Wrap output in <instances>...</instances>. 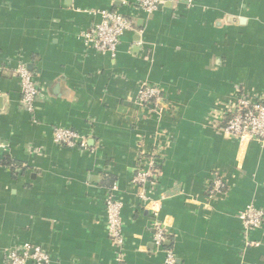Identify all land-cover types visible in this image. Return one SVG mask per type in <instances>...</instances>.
I'll return each mask as SVG.
<instances>
[{
    "label": "crops",
    "instance_id": "obj_1",
    "mask_svg": "<svg viewBox=\"0 0 264 264\" xmlns=\"http://www.w3.org/2000/svg\"><path fill=\"white\" fill-rule=\"evenodd\" d=\"M137 1L0 0V140L8 145L0 152V264L26 244L52 264H165L132 185L139 160L155 155L153 192L176 264H264V225L249 246L238 218L249 205L264 208V145L218 128L240 94L264 96V0H200L191 10L167 0L154 14ZM99 10L135 20L116 58L82 38ZM20 64L41 88L34 114L21 105ZM142 82L163 90L160 116L138 105ZM56 127L86 136L88 149L57 144ZM215 171L228 187L209 200ZM115 184L124 201L121 262L106 229Z\"/></svg>",
    "mask_w": 264,
    "mask_h": 264
},
{
    "label": "built area",
    "instance_id": "obj_2",
    "mask_svg": "<svg viewBox=\"0 0 264 264\" xmlns=\"http://www.w3.org/2000/svg\"><path fill=\"white\" fill-rule=\"evenodd\" d=\"M182 4L187 10L193 9L200 0H172ZM167 0H138L135 7L154 14L159 11ZM99 17L86 32L82 34L86 48L98 54L116 58L122 39L127 32L134 30L135 20L116 10H99L93 12ZM20 80L21 105L25 111L34 114L36 102L41 94L37 75L29 71L26 64H20L15 71ZM165 103L163 90L150 82H142L138 92V105L151 116H160ZM221 125V126H220ZM219 125V132L229 139L240 142H256L264 145V96L252 97L248 93L240 94L234 101L229 102L225 115ZM54 141L70 149H88V138L79 132L56 127L53 130ZM7 151L8 145L0 140V152ZM161 156L141 158L132 185L137 189L140 207L151 214L154 231V244L165 255V264H176L173 249L169 247V233L160 217V201L154 197L153 189L157 187V171L161 165ZM227 181L223 174L215 171L209 183L208 199L217 200L227 191ZM124 201L119 196V187L115 184L106 197V229L108 238L119 249L118 261H123L125 254V223L123 220ZM245 227L247 245L251 231L264 225V208L249 205L238 215ZM52 264L50 255L40 246L26 244L17 246L7 252L6 264Z\"/></svg>",
    "mask_w": 264,
    "mask_h": 264
},
{
    "label": "trees",
    "instance_id": "obj_3",
    "mask_svg": "<svg viewBox=\"0 0 264 264\" xmlns=\"http://www.w3.org/2000/svg\"><path fill=\"white\" fill-rule=\"evenodd\" d=\"M5 163L13 170H16L18 167V164L14 161H11L10 159H7Z\"/></svg>",
    "mask_w": 264,
    "mask_h": 264
}]
</instances>
